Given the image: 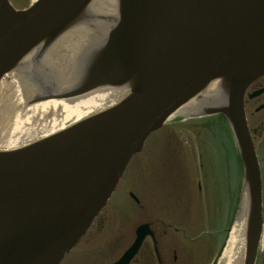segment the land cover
<instances>
[{
	"label": "water",
	"instance_id": "95a60500",
	"mask_svg": "<svg viewBox=\"0 0 264 264\" xmlns=\"http://www.w3.org/2000/svg\"><path fill=\"white\" fill-rule=\"evenodd\" d=\"M263 76L264 0H0V120L89 101L85 120L0 153V264H60L150 134L182 111L222 114L234 132L248 195L238 264H255L261 176L244 99ZM136 234L115 264L152 233Z\"/></svg>",
	"mask_w": 264,
	"mask_h": 264
},
{
	"label": "rangeland",
	"instance_id": "374dc122",
	"mask_svg": "<svg viewBox=\"0 0 264 264\" xmlns=\"http://www.w3.org/2000/svg\"><path fill=\"white\" fill-rule=\"evenodd\" d=\"M32 1L11 0L17 8L27 7ZM196 122H179V118H175L162 130L151 134L109 205L62 264H90L88 262L95 260L94 257L99 259L104 255L108 261L119 256L132 240L131 227L155 216L179 227L181 242L185 240V234L190 236L189 240L201 238L196 243L186 242L187 255L180 252L184 257L175 264H219L228 236L219 252L214 254L224 235L218 231L211 242L209 236L202 235L209 228L201 226L199 221L203 217L208 220L209 216L211 221H216L219 201H229L228 191L224 192L226 187L237 195L240 173L235 143L226 124L217 117L209 125L205 122L196 125ZM132 192L145 212L139 214L130 196ZM172 194H176V199ZM180 207L185 221L191 215L188 210H192L189 224L166 214L167 208L172 212ZM103 220L104 226L99 227Z\"/></svg>",
	"mask_w": 264,
	"mask_h": 264
},
{
	"label": "bare ground",
	"instance_id": "6f19581e",
	"mask_svg": "<svg viewBox=\"0 0 264 264\" xmlns=\"http://www.w3.org/2000/svg\"><path fill=\"white\" fill-rule=\"evenodd\" d=\"M89 101L85 96L43 105L15 117L0 120V153L25 148L52 137L85 120ZM242 215L233 227L222 255L221 264H238L243 230Z\"/></svg>",
	"mask_w": 264,
	"mask_h": 264
},
{
	"label": "flooded vegetation",
	"instance_id": "af4514ba",
	"mask_svg": "<svg viewBox=\"0 0 264 264\" xmlns=\"http://www.w3.org/2000/svg\"><path fill=\"white\" fill-rule=\"evenodd\" d=\"M260 91L261 93H258ZM245 102L248 125L253 137V141L255 143V148L259 158L262 174L264 224V77L257 80L249 88ZM172 196L174 198L173 194ZM182 214L183 210H181L180 208L175 209V218L181 217ZM104 222L105 221L103 220L100 225L98 224L99 227L104 226ZM147 223H149L150 225L153 236L147 237L145 239L140 251L130 264H175V262H178L181 258L179 253L184 252L185 250L183 242L179 240V235L181 233L179 227H177L174 223L165 221L157 216L147 221ZM187 237L188 236L185 234V240L187 239ZM134 240L135 234L133 235L132 240L129 242L128 246H130V244L133 243ZM121 256L122 254L107 261V258H105V256L103 255V258L98 259L97 257H94L92 259L95 260L89 261L88 263H114ZM257 264H264V244L263 251L259 254Z\"/></svg>",
	"mask_w": 264,
	"mask_h": 264
}]
</instances>
